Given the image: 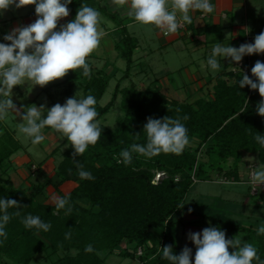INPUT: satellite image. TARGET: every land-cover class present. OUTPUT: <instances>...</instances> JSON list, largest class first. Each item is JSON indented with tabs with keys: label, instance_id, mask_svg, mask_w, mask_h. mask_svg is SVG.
<instances>
[{
	"label": "trees",
	"instance_id": "obj_1",
	"mask_svg": "<svg viewBox=\"0 0 264 264\" xmlns=\"http://www.w3.org/2000/svg\"><path fill=\"white\" fill-rule=\"evenodd\" d=\"M110 1L72 0L68 8L75 17L80 6L85 4L115 22L114 48L125 60L121 77L124 78L131 72L133 53L139 41L126 28L129 17H122ZM250 58V73L247 70L234 72L231 69L233 62L229 69L224 66L214 77L211 96L179 100L153 84L121 86L119 79L111 99L104 105L100 99L114 74L103 68L96 69L87 58L90 77H84L82 69L70 70L65 81L78 83L82 98L87 95L96 98L97 120L109 112L118 96L123 115L115 128L100 122L99 141L94 146L89 145L75 160L74 149L64 137L62 144L66 147L55 168L57 183L40 168L42 181H32L29 186L13 181L9 174L12 168L10 157L22 145L0 121V199H15L22 206L9 209L10 215L16 211L21 215H12L5 226L7 239L0 237V258L6 257L16 264H30L42 253L48 264H104L110 254L117 253L137 259L138 264H170L163 258L161 248L171 245L173 254L179 255L185 247L177 242V225L200 224L203 229L217 227L229 233L245 232L256 247L260 261H264V234H257L262 225L254 227L233 220L231 210L225 205L230 201L219 196L209 204L196 202L190 213L198 211L201 218L187 221L183 216L176 217L181 209H190L185 207V198L197 180H211V173L216 171L228 182L239 181L236 171L242 151L255 154L258 163L264 165V147L255 140L257 134L264 136V117L257 114L262 97L258 90L239 87L243 74L256 80L251 69L257 60L264 63V53L252 54ZM185 115L189 117L186 121L182 119ZM166 116L181 118L188 129L190 143L181 154L161 153L148 158L132 153L130 164L117 162L122 161V150L130 149L134 143H147L144 125L149 117L162 119ZM229 159H232L233 166L225 169ZM76 162L82 164L94 179L81 180ZM255 168L256 165H251L250 174ZM158 172L162 175L155 181ZM66 181L75 185L69 192L62 193L59 186ZM50 184L61 198H68L69 203L64 209L56 210L54 204L39 199ZM260 207L264 208V203ZM29 214L50 223V230L26 229L21 220ZM257 220L264 222V216ZM68 232L71 237L66 239ZM89 244L93 247L91 253L85 252ZM139 248L141 254L137 253ZM190 249L194 264L196 251ZM260 261L254 260L252 264H260Z\"/></svg>",
	"mask_w": 264,
	"mask_h": 264
},
{
	"label": "clouds",
	"instance_id": "obj_2",
	"mask_svg": "<svg viewBox=\"0 0 264 264\" xmlns=\"http://www.w3.org/2000/svg\"><path fill=\"white\" fill-rule=\"evenodd\" d=\"M72 0H0V12L10 6L16 8L35 5L37 19L28 26L12 29L4 36L0 43V121L6 120L10 113L21 116L22 123L17 125L19 133L30 139L32 145H39L45 140L42 130L47 128L66 137L74 149L73 159L83 155L89 145H95L101 136L100 121L95 105L96 98L87 95L77 99L76 95L68 98L64 105L55 104L47 111L44 105H31L23 110L13 103L11 98L14 86L31 82L34 86L45 87L50 82L62 79L68 72L82 69L84 77H90L91 70L87 58L100 45L106 35L100 27L101 14L91 6L82 4L75 19L65 25L57 26L62 18L69 16L68 5ZM122 8L128 6L127 15L135 22L160 29L164 35L175 34L182 23L191 24V11L212 13L214 5L210 0H113ZM264 53V31L255 36L254 43H245L237 47L216 43L207 58V65L211 70L219 71L221 63L218 58H231L239 64L245 55ZM254 81L243 74L239 87H250L258 90L262 97L257 105V114L264 117V63L257 60L251 69ZM46 112V115L44 113ZM183 120H188L187 115ZM147 143L145 145L132 144L130 149L120 152L125 165L131 163L132 153H138L151 158L161 153L181 154L189 145L188 129L181 122V118L164 117L154 119L149 117L144 125ZM137 134L136 136H138ZM256 142L264 147V136L257 134ZM78 175L81 180H93L92 174L84 170V166L76 162ZM71 174V169L68 170ZM250 183L253 186L264 185V165L251 174ZM56 210L64 209L68 205L67 197L53 196ZM22 206L15 199H0V237L7 239L5 226L11 216H20L16 211L9 214V209H20ZM71 211V208H68ZM191 212V209H189ZM26 229L49 231L50 223L43 222L39 216L27 215L21 220ZM257 234H264V225L257 229ZM71 237V232L65 238ZM188 239L196 246L194 264H252L260 261L256 247L242 242L238 236L226 239L225 231L217 227H207L202 233H189ZM229 248L235 249L229 252ZM162 249L163 258L170 264H192V250L185 246L179 255H174L172 246ZM91 244L85 247V252L91 253ZM264 264V261H260Z\"/></svg>",
	"mask_w": 264,
	"mask_h": 264
},
{
	"label": "rangeland",
	"instance_id": "obj_3",
	"mask_svg": "<svg viewBox=\"0 0 264 264\" xmlns=\"http://www.w3.org/2000/svg\"><path fill=\"white\" fill-rule=\"evenodd\" d=\"M100 18V27L106 30H112L115 22L108 18V16L101 11ZM75 17L72 19L74 20ZM128 31L137 36L139 39V46L135 49L133 53V57L135 58V63L131 67V76L127 78H121L124 74L125 69V60L122 57H119L116 54V51L112 49H108L105 52V58L99 60L96 58L95 63L98 66H94L96 69L99 67H107V71L110 72L112 70L111 65H105L107 62L109 64L112 62L114 65L113 74L114 76L110 79L109 84L106 88L105 93L103 94L102 98L100 99V103L104 105L107 103L113 94L115 84L117 83L118 79L121 80V86H130L136 85L138 87H143L142 83L139 81V77L137 78V73L142 68H145L146 71L143 72L144 83L146 85L152 84L154 86L161 87L163 83L160 82V78L162 74H166L170 79V86L174 87L180 92L185 95H178L176 96L179 100L187 99L188 88L187 86L191 85L189 73H193L195 71L203 72L204 66L203 58L204 54L206 53V47H197L194 49L193 46H196V43L188 42L189 40L180 41L177 45H170L165 50L162 49V43L160 41V37L156 34L153 30L151 25L145 26L139 23H133L129 25ZM246 34V33H245ZM244 34V36H245ZM112 37H116L115 34L111 33ZM104 39H107L105 36ZM204 38V37H203ZM0 43L8 44L9 41H5L3 37L0 36ZM193 47V48H192ZM141 55V56H140ZM107 61V62H106ZM148 65L150 67H148ZM116 68H119L115 70ZM210 69V68H209ZM167 70V71H166ZM212 73H216L219 71H213L210 69ZM141 74V72H139ZM139 74V75H140ZM141 75V76H143ZM66 76L62 79H58L56 81L50 82L45 87L34 86L31 82H26L24 85H17L14 86L12 90V100L13 103L19 105L21 108V113L23 110L31 105H36L39 107L40 105L45 106V110L47 111L52 106L57 103L64 105L68 98H72L76 95L77 99L82 98V90L78 83H70L65 81ZM139 81V82H138ZM150 82V83H149ZM145 85V86H146ZM41 88V89H39ZM28 90L27 92L25 91ZM40 90V91H39ZM37 91L39 93L37 94ZM210 89L208 88V93ZM211 92V91H210ZM37 94V95H36ZM171 96H175L171 94ZM18 102V103H17ZM123 115L122 110L120 109V96L117 97L114 105L111 107L109 112H107L103 117L100 118V122L107 125L110 128L117 127L121 117ZM21 116L15 115V113H10L9 117L4 120V123L15 131L17 138L20 140L21 144L28 148L29 151L32 153L33 160L31 161V165L33 163L38 164L42 159L46 156V144L47 149L51 151V153L60 147L58 151L50 156H53L55 165L58 164V161L61 158V152L65 149L66 144H62L64 137L61 134L54 132L52 129L47 131V129L42 130V134L45 136V140L41 142L39 145H32L30 139H26L21 133L18 131L17 125L22 123ZM51 133V134H50ZM51 135L50 137H48ZM195 144V143H193ZM50 153V154H51ZM202 157V154L201 156ZM232 160V159H231ZM231 164H227L226 167H229ZM261 165L255 168V171ZM25 169L28 170L27 165H25ZM252 172V171H251ZM162 172H160L161 174ZM11 177L15 182H19L20 177L17 176L16 173H12ZM245 173V178H246ZM250 174V172H249ZM162 175V174H161ZM35 177L31 178L32 181H42L43 177L40 172L35 173ZM158 176V175H157ZM211 180H200L193 183L191 188L189 189L186 198H185V207L186 208H195L194 205L196 202H201L203 204H209L212 202L215 197H223L225 200L231 201L225 203L227 207L231 210L232 215L230 217L233 220L239 221L244 225L252 224L254 227L257 225H264V222L257 220L264 216V208H258L257 204L264 203V191L262 192L259 186L256 188L260 189L259 195H252L248 194L247 185L239 184L236 181H225L222 178V175L218 174L216 171L211 173ZM160 177H155V181H158ZM257 189H253L252 193H256ZM246 197V199L244 198ZM217 203V202H216ZM215 204V203H214ZM219 207L218 205H215ZM204 212V211H201ZM183 216L186 220H192L196 218H201L202 215L200 213L195 212L194 214L190 213L189 210L183 213V209H181L176 217ZM262 220V219H261ZM196 226V224H194ZM194 226L192 225H177L178 233H177V242L183 246H187L196 250V246L188 239V234L197 233L198 230L193 229ZM195 231V232H193ZM199 233H202L199 231ZM226 239H233L236 236L242 240V242L251 243L249 240V236L245 232H235L229 233L225 232ZM235 249L229 248V252H233ZM74 251H72L73 253ZM48 260L44 257L42 253L37 255L36 259H33L30 264H48ZM0 264H16L10 259L1 256ZM104 264H138L137 259H133L130 257H124L117 253L110 254Z\"/></svg>",
	"mask_w": 264,
	"mask_h": 264
},
{
	"label": "crops",
	"instance_id": "obj_4",
	"mask_svg": "<svg viewBox=\"0 0 264 264\" xmlns=\"http://www.w3.org/2000/svg\"><path fill=\"white\" fill-rule=\"evenodd\" d=\"M210 3L214 5V11L212 13H203L198 10L191 11L189 15L191 16L192 23L191 24L182 23L181 27L178 29L177 33L175 34L164 35V33L161 32L160 29L151 25L153 30L156 32V34L160 37L163 50H165L170 45L172 46L177 45L181 40L184 41L187 39L189 40L188 42L196 43V46H193L194 49L199 46L206 47L207 51L202 58L205 60L203 61L204 71L203 72L195 71L193 73H189L191 85L187 86L189 90L186 92L187 96H185L187 100H194L195 98L201 96H211L212 86L215 82L214 77L218 72L212 73L210 71L209 66L207 65V58L211 54L212 48L216 43H222L225 46L229 45L239 48V46L243 44V38L245 33L250 34L251 36H253L254 39L255 36L260 34L262 29L264 28V0H210ZM110 5L113 6V8L116 9V11L122 17L124 16L129 17L127 15V9H128L127 5L122 8H118V6L113 3V0L110 1ZM73 18L74 17H72L71 14L69 13V16L62 18L59 21L56 30L58 31L61 25H65L68 22H71ZM36 19L37 16L35 14V5H29L20 8H16L15 5H12L7 10L0 12V36L4 38V36L6 34H9L12 31V29L22 26H28L31 23H33ZM133 23L136 22L134 21L133 18L129 17L128 21L126 22L127 30L129 25ZM116 27L117 26L115 24L112 30L104 31L106 33L105 37L107 39L102 38L99 47L88 57V59L91 61L93 66H98L94 60H96V58L99 60L105 58V52L108 49H112L113 51L115 50L114 48L115 38L111 36V33L113 34L115 33ZM116 54L118 55L117 51ZM133 59H134L133 64H137L134 62L135 61L134 57ZM218 59H221L220 70L226 65L228 66L229 69L232 63L231 58H218ZM105 65L112 66V70L110 72L107 71L106 66L102 67L107 73L113 72L114 65L112 64V62L110 64L109 62H107ZM148 67L150 66L148 65ZM99 69H101V67H99ZM117 69L119 71V68ZM144 71H146V69L142 68L137 73V78L139 77V81L140 83H142L143 87L146 85V83L143 84L145 77V75H143ZM139 72H141V74ZM165 73L166 74H162L160 78L159 83H163L160 89L166 95L173 98H176V96L178 95H185L182 94L181 92L179 94L176 88L170 86V79L167 76V73L169 72L167 71ZM129 76H131V72L128 76L124 78H127ZM150 84H152V82ZM208 88L211 91V92L209 91V93H208ZM25 91L27 92L28 90L25 89ZM39 91H37V94L39 93ZM171 94L175 96H171ZM0 99H3V97H0ZM16 106L18 109H20V111H22L19 105L16 104ZM1 122L4 124L6 128L9 129V127L4 123V121ZM45 129H47L46 133L51 130L50 128L47 127ZM9 130H11L14 136L17 138L15 131H13L12 129ZM50 136L51 135H49L48 137ZM47 144H46V150H47L46 156L44 159L41 160L43 161L41 165L35 163L31 165V161L33 160L32 153L31 151L28 150V148H25L22 144H21L22 148L19 149L10 157L12 168L9 171V174L13 175L12 173H16L17 176L20 177V180L17 183L15 182V180H13L16 184H23L25 186H29L30 183L32 182L31 178L35 177L34 176L35 173L37 172L41 173V170H43L49 176V178H51L53 182L55 183L58 182V178L55 174L56 165L54 163V159H53L54 157L49 155L51 151L47 149L48 146ZM240 156L241 158L237 164V171H236L239 181L236 182H238L239 184L247 185L248 194L250 196L255 195V193H252V188L250 183L251 174H249V172L251 165H256L257 167L259 164L256 155L242 151ZM227 164L228 165L231 164L230 166L232 167L233 161L229 159ZM25 165H27L28 170L25 169ZM39 168L41 170H39ZM228 168L229 167H226L225 169ZM245 173H247L246 178L244 176ZM74 185H75L74 182L66 181L59 186V190L62 193H67L71 190V188ZM260 188L263 192L264 185L260 186ZM256 189H257L256 193L257 195H259L261 191L259 188ZM53 196L60 197V194L50 184L46 187L45 195L39 196V199H45L47 203L54 204L52 200ZM244 198L246 199V197ZM261 205L262 204H257L258 208H261L260 207ZM185 212H187V210L183 211V213ZM185 225L194 226L193 229L198 230V232L199 231L202 232L203 230V227L200 224H196V226L194 224H185Z\"/></svg>",
	"mask_w": 264,
	"mask_h": 264
},
{
	"label": "built area",
	"instance_id": "obj_5",
	"mask_svg": "<svg viewBox=\"0 0 264 264\" xmlns=\"http://www.w3.org/2000/svg\"><path fill=\"white\" fill-rule=\"evenodd\" d=\"M262 31H264V28L262 29ZM261 31V32H262ZM245 43H254V39H253V36H251L250 34L246 33L244 38H243V44ZM233 64H232V67L231 69L234 71V72H237V71H248V73H250V66H251V58H250V55H245L241 62H239V64H237L236 62L232 61ZM254 171L252 170L251 174L253 173ZM162 174V173H161ZM160 172H158L156 174V178L157 177H160ZM158 175V176H157ZM225 179V178H223ZM196 181V179H194ZM225 181H228L227 179H225ZM253 189H256V186H253ZM138 254H141L142 253V249L139 248L138 251H137Z\"/></svg>",
	"mask_w": 264,
	"mask_h": 264
}]
</instances>
